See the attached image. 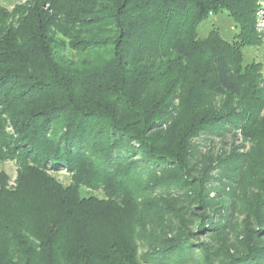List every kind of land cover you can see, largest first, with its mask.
<instances>
[{
	"label": "trees",
	"instance_id": "1",
	"mask_svg": "<svg viewBox=\"0 0 264 264\" xmlns=\"http://www.w3.org/2000/svg\"><path fill=\"white\" fill-rule=\"evenodd\" d=\"M252 3L29 0L14 25L0 11V151L47 209L28 238L21 218L3 214L0 264L263 263V89L259 65H244L240 51L258 43ZM221 7L240 25L236 44L197 36ZM56 34L95 61L68 74L52 56ZM202 136L239 137L256 152L198 172ZM60 171L71 186L45 174ZM81 187H103L106 199ZM240 203L261 229L241 233V251L220 260L198 239L228 228Z\"/></svg>",
	"mask_w": 264,
	"mask_h": 264
},
{
	"label": "rangeland",
	"instance_id": "2",
	"mask_svg": "<svg viewBox=\"0 0 264 264\" xmlns=\"http://www.w3.org/2000/svg\"><path fill=\"white\" fill-rule=\"evenodd\" d=\"M252 1L255 21L254 31L258 38V43L254 46L242 47L240 51L244 65L252 63L257 64L260 67V86L263 89L262 100L264 102V0ZM28 3L29 0H0V11H2L5 16H10L6 23L14 25L20 18L24 17L26 15L24 9ZM19 8L21 10H18ZM0 16L1 25V19H3V16ZM211 31L218 32L226 42L236 44L237 35L240 33V25L232 19L226 8L221 7L216 11L207 14L206 18L201 22L197 29V36L200 39H204ZM54 39L56 43L54 44L52 56L65 71L67 70L68 74H71L75 70L82 69L88 64H92L98 55L92 51L87 52L77 50L72 46L70 39L66 36L56 34ZM260 115L262 117L264 116V106ZM193 145L198 153L196 157V171L202 169L205 162H208L211 159L214 160L215 157L221 155H226V157H228L232 152L239 155H249L255 153L257 148L255 144H252L249 141H244L239 137L234 138L230 136H225L224 138L202 136L201 138L193 140ZM259 149L264 151V144H261ZM257 164L258 166L261 164V158H258ZM19 170L20 166L18 163L16 161L7 160L2 151H0V219L1 221L6 222L7 218L5 216H7V214L16 218H21L26 226L20 225V227H22L26 238H28L30 235L28 232L33 230V226L35 227L40 223V220L44 217L47 209H44L41 206L43 199H41L39 195L33 194V192L29 191L24 181H19ZM45 174L53 182H56L63 188H67L73 184L71 175L67 174L65 171H60L58 174L45 172ZM217 184L215 183L214 187H217L216 189H222L220 186H217ZM242 193H244V201L252 199V193L249 190H243ZM81 194L83 197L96 196L99 199H106V192L103 187H81ZM211 194H213V192ZM21 197H23V200H21ZM180 206H182V204H179L178 207ZM185 206L195 209L196 213H200L201 211L195 202L185 203ZM245 210V203H240L239 207H237L234 212L231 211L233 214L229 218L231 225L228 228L221 232L218 231V234L214 236H211L210 234L204 236L201 234L202 236H200L198 241L207 243L208 245L210 244L213 249L217 252L219 251L220 260L224 259L228 253L229 255H235L236 252L241 251L243 248L242 244H240L241 233L246 232L248 229L255 232L261 229L260 226L248 216ZM231 212L230 209L227 210L228 214H231ZM261 212H263L264 217L263 209ZM3 214H5V216ZM197 234L199 233L197 232ZM136 241L138 252L141 256L144 253L147 244H149L148 238H142L141 240L137 239ZM262 264H264V259Z\"/></svg>",
	"mask_w": 264,
	"mask_h": 264
}]
</instances>
